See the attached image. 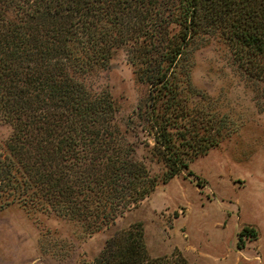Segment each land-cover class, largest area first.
<instances>
[{"label": "trees", "instance_id": "obj_1", "mask_svg": "<svg viewBox=\"0 0 264 264\" xmlns=\"http://www.w3.org/2000/svg\"><path fill=\"white\" fill-rule=\"evenodd\" d=\"M177 3L178 28L145 69L139 137L131 115L116 118L111 98L91 93L72 72L106 66L157 17L155 0H0V118L11 128L0 158L1 205L52 211L87 235L158 183L193 175L170 130L181 118L208 130L207 102L197 104L189 77L192 51L217 34L238 66L264 81V0ZM256 234L251 226L239 231ZM175 249L150 256L138 221L78 264H191Z\"/></svg>", "mask_w": 264, "mask_h": 264}, {"label": "rangeland", "instance_id": "obj_2", "mask_svg": "<svg viewBox=\"0 0 264 264\" xmlns=\"http://www.w3.org/2000/svg\"><path fill=\"white\" fill-rule=\"evenodd\" d=\"M155 9L157 17L117 47L106 66L72 72L88 91L111 98L116 118L131 115L139 137L147 62L178 28L177 0H155ZM190 58V81L201 94L196 102H207L210 113L208 130L191 128L184 118L170 130L193 175L184 170L158 183L87 235L52 211L18 201L0 204V264L90 261L109 235L138 221L150 256L177 248L191 264H264V81L242 70L217 34L206 37ZM10 131L0 118V158L7 154ZM148 165L158 172L155 163ZM243 226L253 227L256 239L239 236Z\"/></svg>", "mask_w": 264, "mask_h": 264}, {"label": "crops", "instance_id": "obj_3", "mask_svg": "<svg viewBox=\"0 0 264 264\" xmlns=\"http://www.w3.org/2000/svg\"><path fill=\"white\" fill-rule=\"evenodd\" d=\"M257 232V231H256ZM239 236H242V235H239ZM256 236H257V234H256ZM256 239V238H255ZM254 240V239H253Z\"/></svg>", "mask_w": 264, "mask_h": 264}]
</instances>
